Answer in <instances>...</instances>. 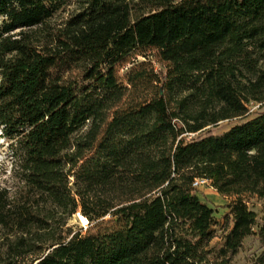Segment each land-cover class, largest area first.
<instances>
[{"label":"trees","instance_id":"16d2710c","mask_svg":"<svg viewBox=\"0 0 264 264\" xmlns=\"http://www.w3.org/2000/svg\"><path fill=\"white\" fill-rule=\"evenodd\" d=\"M0 22V264H235L252 234L264 264V0H0Z\"/></svg>","mask_w":264,"mask_h":264},{"label":"rangeland","instance_id":"374dc122","mask_svg":"<svg viewBox=\"0 0 264 264\" xmlns=\"http://www.w3.org/2000/svg\"><path fill=\"white\" fill-rule=\"evenodd\" d=\"M71 7H68L65 11H61L60 15L57 17V20L60 21L62 18L68 16V13L71 11ZM1 23V22H0ZM139 60H143V57H140ZM132 67V64L128 63L120 67V75L122 76L123 81L126 80V72L129 68ZM156 67L160 68L159 65L156 64ZM143 89V87H141ZM144 91V89H143ZM139 92L142 93V90ZM264 109L260 107V104H252L251 111L256 112ZM242 121V119L235 118L230 120L221 121L216 126H211L209 131L215 134H222L228 131L233 125L238 124ZM11 151H10V143L7 139L2 135L0 130V184L1 185H9L11 184ZM197 193L200 198L204 202H208L214 206L222 208V212H225L224 206L231 200L233 197H228L220 194L212 185L211 182L209 184L203 185L197 189ZM251 208H253L259 215L260 219H264V200L259 199L257 197L253 198L249 203ZM220 225L217 228L218 236L214 239L213 244L216 245L221 242V224L224 222V219L220 218ZM68 225L72 227L73 230H79L82 228L84 231L88 229L90 226L87 224V220L81 215V213L76 214L72 218L68 220ZM262 246L259 241L257 234H252L248 236L244 243L243 247L237 254L234 259L235 264H253L257 256L261 253Z\"/></svg>","mask_w":264,"mask_h":264},{"label":"built area","instance_id":"2783aa9c","mask_svg":"<svg viewBox=\"0 0 264 264\" xmlns=\"http://www.w3.org/2000/svg\"><path fill=\"white\" fill-rule=\"evenodd\" d=\"M209 183H210V180L209 179H206V178H197L194 181L193 186L198 189L201 186L206 185V184H209Z\"/></svg>","mask_w":264,"mask_h":264}]
</instances>
